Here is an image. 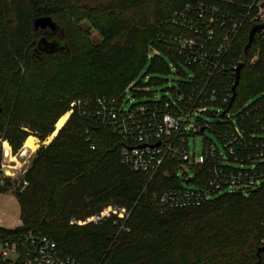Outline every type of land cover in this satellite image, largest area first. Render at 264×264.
<instances>
[{"label":"trees","instance_id":"16d2710c","mask_svg":"<svg viewBox=\"0 0 264 264\" xmlns=\"http://www.w3.org/2000/svg\"><path fill=\"white\" fill-rule=\"evenodd\" d=\"M259 1L0 0V167L5 141L16 155L30 135L44 142L59 119L70 113L57 135L36 151L14 191L21 225L0 226V232H41L56 241L62 256L79 264H264V180L246 193L225 190L199 206L171 208L161 203V195L183 187L182 181L192 189L205 188L214 161L205 156L202 163L193 164V177L180 176V165L170 161L153 176L133 171L121 158L127 143L93 116L98 98L123 103L131 84L133 97L144 93L138 88L149 62L160 73L169 71L166 57L178 66L183 79L172 88L174 95L186 94L199 83L187 81L200 73L198 67L187 72L182 59L162 47L156 50L163 56L149 54L160 34L183 33L169 22L175 13L202 5L244 17L224 57L227 66L242 63L235 99L229 108L224 105L225 111L239 112L261 98L262 32L245 52ZM43 16L55 21V31L34 27V20ZM83 20L98 30V44L85 35ZM43 36L56 41L58 48L46 49L40 43ZM231 78L219 71L211 79L209 91L215 89L219 105L232 91ZM77 100L82 104L71 107ZM85 110L91 115H84ZM212 125L214 131L222 128L217 121ZM204 144L206 153L209 139ZM12 186L0 170V194ZM110 206L125 208L128 216L111 214L85 222Z\"/></svg>","mask_w":264,"mask_h":264},{"label":"built area","instance_id":"2783aa9c","mask_svg":"<svg viewBox=\"0 0 264 264\" xmlns=\"http://www.w3.org/2000/svg\"><path fill=\"white\" fill-rule=\"evenodd\" d=\"M262 1L257 3L258 11L252 18L255 25L264 23ZM169 22L183 33L160 34L153 43L149 57L162 47L180 57L185 67H198L200 73L189 75L187 81L197 80L199 83L186 94L175 91V102L159 98L134 103L128 109L116 99L101 97L94 103L93 116L127 143L121 152L122 162L133 171L151 176L170 161L178 163L182 173L188 177L192 160L189 137L202 134L205 130L215 132L222 149L209 140L206 153L203 152L200 157L193 154L195 165L202 163L205 156L214 161L213 177L208 186L200 190L179 187L165 191L160 201L171 208L199 206L216 192L241 190L246 193L259 187L264 180V138L256 137L264 134V95L249 101L239 112L227 110L221 116L220 113L227 109H224V105L230 103L232 91L220 105L217 104L215 89L209 91L211 79L219 71L227 72L232 77V85L235 83L238 66H227L224 57L239 34L244 17H233L217 5H202L194 11L187 8L175 13ZM132 86L129 85L127 93H130ZM133 101L134 98H129L130 103ZM80 104L82 101L77 100L71 103V107ZM83 114L91 115L87 110ZM203 115L214 117L222 128L214 131L211 123L200 118ZM111 214L121 219L128 216L125 208L110 206L85 222H98ZM0 264L79 263L71 256H62L56 241L41 232L2 231Z\"/></svg>","mask_w":264,"mask_h":264},{"label":"rangeland","instance_id":"374dc122","mask_svg":"<svg viewBox=\"0 0 264 264\" xmlns=\"http://www.w3.org/2000/svg\"><path fill=\"white\" fill-rule=\"evenodd\" d=\"M80 26L92 44H98L102 40L98 30L94 28L87 20L81 21ZM155 55L163 56V54H161V52L158 50L155 51ZM165 59L169 66V71L165 73L153 71L151 69L150 62L146 65L142 73V77L144 79L143 86L138 88L139 93H144H142L140 96L135 97H133L132 93H127L126 96L123 97V107L125 109L130 108L134 103L159 98H168L172 102H175V95L172 88L178 81L183 79V76L180 74L178 66L174 65L172 61L167 57ZM184 68L186 69V71L188 70L187 67L184 66ZM187 72L190 73V71ZM146 74H148L149 77H146ZM151 80L152 82L149 84V81ZM129 98H134V101L130 103ZM180 98H182V95ZM209 111L212 110L209 109ZM200 118H202L203 120H207L208 123H215L214 117L203 115L200 116ZM205 139L212 140L218 146H220L216 135L210 130H205L202 134H195L194 136H190L189 143L192 160L188 167V177H193L194 175V172L191 169L194 164L193 154H195L196 157H200L202 155L205 145ZM49 142V137L44 142H41L37 137H35V150L32 151L31 149L24 147L23 145V148L16 155H13L12 151H10V156L5 155V149L4 146H2V160L0 170L2 171L4 177H9L11 179L13 186L6 193L0 194V225L8 228L18 227L20 223V208L14 195V191L18 187L24 172L30 166L36 151L42 145H46ZM179 172V175L182 176V170H180ZM182 186L193 188V185L186 181H182Z\"/></svg>","mask_w":264,"mask_h":264},{"label":"water","instance_id":"95a60500","mask_svg":"<svg viewBox=\"0 0 264 264\" xmlns=\"http://www.w3.org/2000/svg\"><path fill=\"white\" fill-rule=\"evenodd\" d=\"M34 27L36 29L40 28L41 30H45V31H55L57 29V24L55 23V21L50 16H43V17H38L34 20ZM259 32H262L264 34V23L256 24L251 28V30L249 32L248 43L245 47V52H247V50L251 46L252 41L254 40L256 34ZM40 43L43 44L46 49L51 50V51L58 48V43L56 41H48L45 36H43L41 38ZM241 67H242V63L237 68L235 83L232 87L233 94H232L231 101L229 103L228 108L231 106V104L234 101L235 96H236V87H237L238 82H239V73H240ZM225 113H226V111L223 112V114H225ZM58 131H57V133H58ZM203 131H204V128L201 129V132H203ZM57 133H56V135H57ZM260 251H264V246L260 248Z\"/></svg>","mask_w":264,"mask_h":264},{"label":"bare ground","instance_id":"6f19581e","mask_svg":"<svg viewBox=\"0 0 264 264\" xmlns=\"http://www.w3.org/2000/svg\"><path fill=\"white\" fill-rule=\"evenodd\" d=\"M68 116H69V113L63 115V116L59 119V121H58L57 124H56V129H57V130H56V131H55V132L49 137V140H50V141H51V139H53V137L56 135L57 131H58V130H59V129L65 124V122H66L67 119H68ZM34 139H35V137L32 136V135H30V136L26 139V141H25V143H24V147H27V148L31 149L32 151L35 150ZM3 146H4V149H5V155L10 156V155H11V153H10V151H11V147H10L9 143H8L7 141H5V142L3 143Z\"/></svg>","mask_w":264,"mask_h":264},{"label":"crops","instance_id":"0c3cea01","mask_svg":"<svg viewBox=\"0 0 264 264\" xmlns=\"http://www.w3.org/2000/svg\"><path fill=\"white\" fill-rule=\"evenodd\" d=\"M21 225V221H20V223H19V225L18 226H20ZM0 226H2V225H0ZM2 227H4V226H2ZM6 228H8V227H6ZM12 228H16V227H12Z\"/></svg>","mask_w":264,"mask_h":264}]
</instances>
